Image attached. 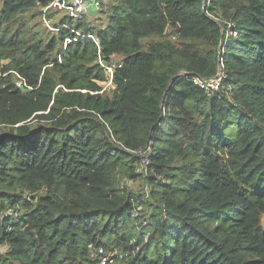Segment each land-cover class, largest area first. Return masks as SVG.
I'll list each match as a JSON object with an SVG mask.
<instances>
[{
	"label": "trees",
	"instance_id": "1",
	"mask_svg": "<svg viewBox=\"0 0 264 264\" xmlns=\"http://www.w3.org/2000/svg\"><path fill=\"white\" fill-rule=\"evenodd\" d=\"M51 2L0 1V264H264V0Z\"/></svg>",
	"mask_w": 264,
	"mask_h": 264
},
{
	"label": "built area",
	"instance_id": "2",
	"mask_svg": "<svg viewBox=\"0 0 264 264\" xmlns=\"http://www.w3.org/2000/svg\"><path fill=\"white\" fill-rule=\"evenodd\" d=\"M108 0H52V2L43 8L42 12L45 14L47 11H56L57 15L66 16L72 21H80L85 19L88 16L98 17L102 9V5L106 4ZM45 26L52 30L51 23L46 17L42 18ZM233 25L228 23V30L226 31L225 39L229 36H235L236 33L232 29ZM90 37V36H89ZM107 73L110 78L112 76L111 68L106 67ZM182 74V73H181ZM190 81L196 85L199 89L203 90L210 96L220 95L221 92L228 94L230 92V86H224L226 79V74L223 68V62L221 59L218 61L217 72L214 76L209 78H201L198 76H189ZM138 155L140 160V167L137 172L145 175L146 169L149 166V159L147 157L149 153V148L139 149L138 151L133 152ZM13 212L9 211L6 215L13 216ZM87 249L90 253V256L96 257L98 259V264H116L115 253L104 249L103 247H94L89 244Z\"/></svg>",
	"mask_w": 264,
	"mask_h": 264
},
{
	"label": "rangeland",
	"instance_id": "3",
	"mask_svg": "<svg viewBox=\"0 0 264 264\" xmlns=\"http://www.w3.org/2000/svg\"><path fill=\"white\" fill-rule=\"evenodd\" d=\"M1 1V0H0ZM111 2V0H108L107 2H106V4H105V7H106V5L108 4V3H110ZM99 16H100V14H99ZM101 17H102V20H103V15H101ZM43 18V17H42ZM42 18H41V21H40V25H44V27H46L45 26V24H44V22H43V20H42ZM86 19V21H89L92 25L95 23V22H91V19H94V17L92 18V16H88V17H86L85 18ZM52 21L53 22H55V21H57V18L56 17H53L52 19H51V23H52ZM103 23V22H102ZM51 26V25H50ZM41 28H43V27H41ZM47 28V27H46ZM50 30V29H49ZM51 31V30H50ZM110 81V80H109ZM107 85H109V82H107V83H103V86L104 87H107ZM220 94H226L225 92H221ZM140 170V169H139ZM138 170V171H139ZM140 173V172H139ZM122 185H123V187H125L126 189H129L130 191H132L133 193H136L137 195H140V193H147L148 192V186L146 185V182H144L142 179H139V180H137V181H135V182H131V181H127V182H123L122 183ZM141 210L142 208L140 207V206H138L137 207V211L138 210ZM143 209H145V208H143ZM140 210H139V212H140ZM121 260H122V258H118L117 260H116V264H118V263H120L121 262Z\"/></svg>",
	"mask_w": 264,
	"mask_h": 264
},
{
	"label": "water",
	"instance_id": "4",
	"mask_svg": "<svg viewBox=\"0 0 264 264\" xmlns=\"http://www.w3.org/2000/svg\"><path fill=\"white\" fill-rule=\"evenodd\" d=\"M100 61H101V63H103V57H102V56H100ZM19 89H20L23 93L31 91L30 88H24V87H22V86H20Z\"/></svg>",
	"mask_w": 264,
	"mask_h": 264
},
{
	"label": "clouds",
	"instance_id": "5",
	"mask_svg": "<svg viewBox=\"0 0 264 264\" xmlns=\"http://www.w3.org/2000/svg\"><path fill=\"white\" fill-rule=\"evenodd\" d=\"M109 77H110V76H109ZM109 80H110V81H109V85H110V83H111V78H110ZM109 85H107V87H108ZM17 86H18V87L22 86V87L25 88V86L21 85L20 83H18Z\"/></svg>",
	"mask_w": 264,
	"mask_h": 264
}]
</instances>
